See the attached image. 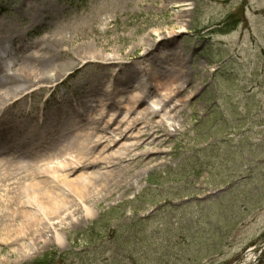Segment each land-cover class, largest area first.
I'll use <instances>...</instances> for the list:
<instances>
[{"label":"rangeland","instance_id":"rangeland-1","mask_svg":"<svg viewBox=\"0 0 264 264\" xmlns=\"http://www.w3.org/2000/svg\"><path fill=\"white\" fill-rule=\"evenodd\" d=\"M152 1L0 0V46L6 49L0 79L44 70L53 78L32 87L6 113L0 130L11 122L14 138L46 135L51 119H65L78 102L94 105L104 92H91L116 78L131 74L125 83L137 87L143 68L170 84L177 76L173 52L186 62L184 79L174 82L182 112L175 120H160L159 141L151 146L163 153L148 161L121 160L111 169L118 177L89 204L91 215L80 212L75 223L62 227L60 244L51 233L35 247L25 238L30 254L0 244V264H32L45 255L52 257L49 264H236L264 239V0H188L183 21L172 4ZM90 16L96 21L92 27L86 26ZM79 27H85L86 39L76 35ZM92 29L104 48L98 51L112 55L120 48L121 66L81 63L75 75L55 78L58 66L75 61L58 56L49 41L59 31L67 38L64 49L75 53L76 46L92 48ZM150 34L161 48L152 60L140 62L142 46H136ZM43 46L50 51L39 57ZM152 85L140 90L148 96L141 107L160 111ZM79 110L84 117L85 107ZM146 138L147 133L136 151L148 148ZM9 147L0 142V154ZM17 155L9 159L23 165L35 160ZM247 264H264V254Z\"/></svg>","mask_w":264,"mask_h":264},{"label":"bare ground","instance_id":"bare-ground-1","mask_svg":"<svg viewBox=\"0 0 264 264\" xmlns=\"http://www.w3.org/2000/svg\"><path fill=\"white\" fill-rule=\"evenodd\" d=\"M120 1L124 4L130 2ZM164 1L172 4V9L179 10L176 19L183 21L182 18L187 17L188 13L183 11L182 6L188 0ZM152 2L157 3V0ZM86 23V26L92 27L96 21L90 16ZM92 34V48L88 44L76 46L75 53L64 49L67 38L59 31L55 35V41H49L48 47L56 49L58 56L75 61L58 66L55 69V78L70 77L69 73L75 75L77 66L81 63L83 68L89 63L96 67L107 66L109 63L121 66L120 48L112 55H105L102 53L104 48L98 45V31L92 29ZM162 34L161 32L157 36ZM76 35L86 39L85 27H79ZM71 41L72 39H68L69 44ZM140 46L143 51L140 62L152 60L161 48L159 43L154 42L153 34L148 35L136 47ZM48 47L43 46V53L39 57L49 53ZM99 47L102 51L97 50ZM5 50L4 46H0V59ZM185 63L181 52H173L172 66L175 67L173 72L177 76L172 78L170 84L166 82L163 85L161 74L144 68L139 72L142 74L145 71L137 87L127 86L125 83L133 77L131 74L126 79L116 78L114 83L106 84L105 89L101 87L102 89L91 92L93 95L104 92L103 98L95 96L94 105L85 106L78 102L76 106H70V115L65 119H51L50 126H45V129L48 128L46 135L36 132L25 138H14L17 129L13 128L14 124L11 122H6L8 125L0 130V142L13 147L2 150L4 152L0 154L3 157L0 160V244L11 243L17 248L20 247L15 251L24 249L23 253L30 254L23 247L22 241L27 238L35 247L34 244L46 240L50 233L54 241L60 244L62 227L70 222L75 223L74 216L80 212L82 217L91 215L93 209L89 204L112 184L110 181L114 177H118L112 174L111 169L121 160L130 156L132 161H148L152 156L163 153L157 147L151 146L159 141L157 131L161 128L160 120L165 117L175 120L178 113L182 112V102L178 105L175 102L176 93L180 89L174 82L184 79ZM46 72L47 70L25 72L6 75L0 79V123L5 121L4 117L15 100L22 102L32 87L45 81H53L52 76ZM20 82H31L32 86L20 89L13 87ZM151 83L159 97L160 111L150 112L141 107L148 96L140 90L151 87ZM80 106L85 107L84 117L79 110ZM154 117L157 119L155 125L152 122ZM177 131L176 128L175 133ZM146 133L148 148L138 152L135 147L143 142L142 138ZM165 133L171 134L168 130ZM126 138L132 141L127 143ZM47 139L50 141L42 142ZM22 151L25 154L20 155ZM26 154L35 157V160H27L23 165L22 162L9 159ZM126 170L130 174L131 169ZM114 182L120 186L118 180ZM248 258L252 260L253 256L248 255Z\"/></svg>","mask_w":264,"mask_h":264},{"label":"trees","instance_id":"trees-1","mask_svg":"<svg viewBox=\"0 0 264 264\" xmlns=\"http://www.w3.org/2000/svg\"><path fill=\"white\" fill-rule=\"evenodd\" d=\"M201 172H198L197 175L199 176ZM162 178V177H161ZM151 185L152 186H161L160 182H156V181H151ZM49 260L50 262H52V257H49L48 255L43 256L41 259H37L35 260L32 264H49Z\"/></svg>","mask_w":264,"mask_h":264},{"label":"water","instance_id":"water-1","mask_svg":"<svg viewBox=\"0 0 264 264\" xmlns=\"http://www.w3.org/2000/svg\"><path fill=\"white\" fill-rule=\"evenodd\" d=\"M261 248H264V240L258 243L257 246L254 249L250 250L249 252L254 253L256 250L261 249ZM245 259H246V256H243L237 261L236 264H242L245 261Z\"/></svg>","mask_w":264,"mask_h":264}]
</instances>
